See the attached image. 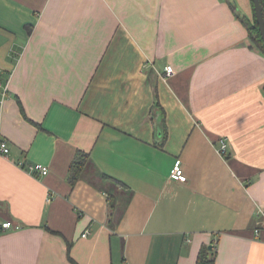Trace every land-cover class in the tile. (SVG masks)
I'll return each mask as SVG.
<instances>
[{
  "label": "crops",
  "instance_id": "obj_1",
  "mask_svg": "<svg viewBox=\"0 0 264 264\" xmlns=\"http://www.w3.org/2000/svg\"><path fill=\"white\" fill-rule=\"evenodd\" d=\"M233 11L0 0V264H197L204 248L214 264H264V55ZM77 150L90 162L71 186Z\"/></svg>",
  "mask_w": 264,
  "mask_h": 264
},
{
  "label": "trees",
  "instance_id": "obj_2",
  "mask_svg": "<svg viewBox=\"0 0 264 264\" xmlns=\"http://www.w3.org/2000/svg\"><path fill=\"white\" fill-rule=\"evenodd\" d=\"M226 1L229 6L234 10L233 12L235 13V16L237 17L238 20L246 27L247 33L249 40L251 42V45L254 49L258 50L264 55V46L263 42L260 36V32L258 30V26L255 22L254 14L253 18L249 19L245 15H241L238 13V11L235 9L234 3L232 0H224ZM262 5H264V0H260ZM251 6L253 9V2L250 0ZM254 13V12H253ZM90 162V156L87 152L82 151V150H77L75 153V156L69 166L68 169V176L67 180L71 186H74L75 183L81 178L82 173L86 166ZM103 178L111 181L115 185H118L120 187L125 188L126 186L123 185L120 181L111 178L107 175H102ZM108 216H109V221L112 216V212L114 210V197L112 195H108ZM197 264H214V254L210 253L206 248L202 249L199 252L198 258H197Z\"/></svg>",
  "mask_w": 264,
  "mask_h": 264
},
{
  "label": "built area",
  "instance_id": "obj_3",
  "mask_svg": "<svg viewBox=\"0 0 264 264\" xmlns=\"http://www.w3.org/2000/svg\"><path fill=\"white\" fill-rule=\"evenodd\" d=\"M173 74V68L170 65H167L164 68V75L169 77ZM8 92V82H0V104L3 102V99L7 96ZM217 153L220 156H224L227 151V143L225 139H220V145L216 149ZM10 156V147L8 140L1 134L0 132V157L8 158ZM17 166L21 167L28 173L35 176L46 175L48 172V168L41 163H31L27 164L23 160L17 161ZM170 177L176 180L185 181L186 176L183 173V170L180 168L179 161L174 164ZM48 200V199H47ZM2 230L8 229H19V225H13L10 221L6 220L1 223Z\"/></svg>",
  "mask_w": 264,
  "mask_h": 264
},
{
  "label": "water",
  "instance_id": "obj_4",
  "mask_svg": "<svg viewBox=\"0 0 264 264\" xmlns=\"http://www.w3.org/2000/svg\"><path fill=\"white\" fill-rule=\"evenodd\" d=\"M253 2V14L255 18V22L258 26V30L260 32V36L263 42L264 46V10H263V5L260 0H252ZM208 248H211L209 246Z\"/></svg>",
  "mask_w": 264,
  "mask_h": 264
},
{
  "label": "rangeland",
  "instance_id": "obj_5",
  "mask_svg": "<svg viewBox=\"0 0 264 264\" xmlns=\"http://www.w3.org/2000/svg\"><path fill=\"white\" fill-rule=\"evenodd\" d=\"M233 1H234V0H233ZM236 1H238V2H239L240 0H236ZM236 8H237V6H236ZM240 13H241V12H240Z\"/></svg>",
  "mask_w": 264,
  "mask_h": 264
}]
</instances>
